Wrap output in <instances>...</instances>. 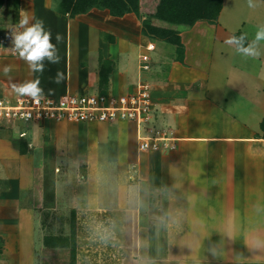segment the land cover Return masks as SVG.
<instances>
[{
	"label": "crops",
	"instance_id": "0c3cea01",
	"mask_svg": "<svg viewBox=\"0 0 264 264\" xmlns=\"http://www.w3.org/2000/svg\"><path fill=\"white\" fill-rule=\"evenodd\" d=\"M50 3L19 0L16 19L27 14L30 23L32 17L43 20L60 62L45 59L40 73L19 58L12 77L10 57L0 51V95H10L13 85L37 78L42 95L96 88L122 92L120 68H125L128 55L123 54L125 48H114L122 36L102 32L100 27L129 16L138 18L133 13L112 17L96 8L71 18L60 15ZM200 22L187 27V32L173 28L184 46L180 60L174 45L170 58L159 51L150 64L148 56L142 61L146 54L139 55L147 68L137 74L136 82L149 85L156 127L173 137L172 150H140L136 124L131 121L109 122L116 123L110 131L97 122H43L18 127L16 132L0 122V264L40 262L36 249L44 253L47 247L41 230L52 217L67 214L75 220V264H132L128 250L134 237L146 242L143 254L157 264H264V137L260 129L264 58L247 56V63L240 64L223 58L201 75L199 64L187 62L186 41ZM90 28L95 29L94 36ZM133 37L153 44L148 51L155 50L154 42L167 43L150 40L141 33V26ZM212 42L219 41L213 38ZM90 52L96 54L90 57ZM57 71L62 74L59 84L52 79ZM24 130L25 135L19 136ZM21 144L25 153L19 152ZM94 177L103 178V183L98 185ZM132 186L141 190L143 207L129 221L121 189ZM98 196L103 211L97 210ZM176 212L181 216L180 228L157 233L155 218ZM94 221L115 222L125 251L94 242L87 228ZM218 232L220 240H216ZM224 239L230 248L226 259ZM257 240L262 242L259 247Z\"/></svg>",
	"mask_w": 264,
	"mask_h": 264
},
{
	"label": "rangeland",
	"instance_id": "374dc122",
	"mask_svg": "<svg viewBox=\"0 0 264 264\" xmlns=\"http://www.w3.org/2000/svg\"><path fill=\"white\" fill-rule=\"evenodd\" d=\"M59 0H51V7L55 8L57 6ZM251 3L253 6H249V0H224L223 3V12L221 13V18H219L220 23H217L218 26L221 25L222 27H219L216 29L214 25H217L215 23H208L207 21H201L198 28L195 30V34L191 36V39H188V59L187 62L190 64H199L200 73L202 75V72L205 74L208 72V70H212L216 63L223 62V58L231 60L232 62H238L240 63H247L248 57H243L244 55L239 53L238 51H235V45H228L225 43V40L230 36H238L237 34L234 35L236 32H240L241 36L243 35L245 37L244 42L246 41L248 44L252 43L255 39V34L257 30L264 26V1L263 0H251ZM14 10L10 3V9L7 10V8L3 7L0 12V34L2 35H10V38L12 37V33L18 30V19L14 16ZM134 16H129L123 21H117L116 23H108L103 25V28L100 27L101 25H98L102 32L106 31H113L116 34L122 36V40L116 41L114 48H125L124 49V56L128 55V60L126 63L125 68H120L121 73L123 74L122 78V84H121V91L122 92H128L129 89L128 86L132 85V88H135L136 83V76L138 73L143 74L145 73L144 70H141L139 68L140 66V59L139 55L146 54V56L149 57V60L147 63H151L155 60L156 54L160 51L163 52L166 57L170 58V55L174 53V46L169 43H160V42H154L155 50L148 51L145 49L146 46V39H142L140 42H136L135 36L138 34L141 24ZM102 23V22H101ZM158 23H164L162 21H158ZM168 25L169 27L176 28L179 31H185L187 32L189 28L181 26V25H170L167 23H164ZM62 26V25H60ZM124 26H127L130 31L129 33H124L125 28ZM52 28V27H51ZM48 28V29H51ZM216 29V30H215ZM59 30H61L59 28ZM90 30L93 33L94 36V28H90ZM216 31V34H215ZM187 33H184L185 37ZM125 38H124V37ZM195 36V37H194ZM240 37V36H239ZM198 42V45L196 44L195 39ZM213 38L216 39V41L219 42H212ZM132 39V40H131ZM86 41H88L86 39ZM129 43L126 44V43ZM243 42V43H244ZM187 43V42H186ZM213 44V46H212ZM12 42L10 41V50L3 51L1 54H4L5 56L10 59V76H14L15 68L17 62L21 61L19 57H17V54H14L12 51ZM212 47V48H211ZM256 48L260 53V57L264 58V40H261L257 42ZM212 49V50H211ZM126 51V52H125ZM222 51V52H220ZM90 57L92 55H95L96 53L90 52ZM223 54V55H219ZM5 60V59H3ZM254 60V59H253ZM250 63V61H249ZM7 64L2 63V66H6ZM120 65H122L120 63ZM91 67V65H90ZM124 68V69H123ZM199 72V71H198ZM128 89H126V88ZM103 90H107L103 89ZM14 91V90H13ZM71 92H84L82 90H70ZM87 92H97L102 91L100 88L96 89H88ZM12 94H17L15 91ZM43 94V93H42ZM11 95V94H10ZM156 119H151V124L156 126ZM2 122V121H0ZM49 122V121H45ZM8 126H10V129H13L15 132L18 130V126L16 123H10L7 122ZM6 123V124H7ZM41 124V123H38ZM116 124V123H115ZM114 123L109 122H100L98 123L99 127L104 126V128H108V130H113L115 126ZM135 124V123H134ZM20 128V127H19ZM143 133V132H142ZM11 139V137H10ZM62 171V170H61ZM62 172H59V176ZM70 214L67 215H58L52 217L50 219L49 224L41 230V237L46 235H63V236H69L70 234ZM218 237L216 240H220L221 233L218 232L216 234ZM40 237V236H39ZM37 241V240H36ZM224 246L222 255L224 259L227 255H229V247H226L228 244L227 242L223 241ZM217 250H220V248H217ZM76 251V250H75ZM219 253V252H218ZM231 254V252H230ZM40 255L41 261H36V264H69V255L70 251L69 248H49L46 247L44 253H41L36 249V256ZM232 255V254H231ZM76 257V253H75ZM196 259H199V255L196 253L194 256ZM192 257V259L194 258ZM43 260V262H42ZM228 261V260H227ZM193 263V262H192ZM230 264L231 262L228 261ZM224 263V264H228ZM197 264V263H195ZM232 264H249L247 262L242 263H235L232 262Z\"/></svg>",
	"mask_w": 264,
	"mask_h": 264
},
{
	"label": "built area",
	"instance_id": "2783aa9c",
	"mask_svg": "<svg viewBox=\"0 0 264 264\" xmlns=\"http://www.w3.org/2000/svg\"><path fill=\"white\" fill-rule=\"evenodd\" d=\"M10 35L0 34V51L10 50ZM153 44L146 45L147 50ZM142 61L147 59L141 56ZM140 69H146L141 64ZM153 103L147 83L137 81L128 92L110 91L70 92L59 95H41L37 99L19 94L0 95V121L16 123L18 127L45 121L57 122H117L136 124L140 150L167 151L174 148L173 137L152 125ZM143 132V133H142ZM25 130L19 136H24Z\"/></svg>",
	"mask_w": 264,
	"mask_h": 264
},
{
	"label": "clouds",
	"instance_id": "9594fccd",
	"mask_svg": "<svg viewBox=\"0 0 264 264\" xmlns=\"http://www.w3.org/2000/svg\"><path fill=\"white\" fill-rule=\"evenodd\" d=\"M249 6H253L251 0H249ZM34 22L30 23V18L27 14H22L19 23L18 30L12 33V51L17 54L19 58L26 61L33 72L43 73L44 61L47 59L50 63L58 64L60 62V56L56 45L52 42V33L50 30H45L44 21L41 19L31 18ZM59 42L61 37L59 34L55 37ZM245 37L230 36L225 40L228 45H235L236 50L245 55L251 57H258L260 55L256 48L257 42L264 40V26H261L256 34L252 43L244 46ZM9 68H5L4 72L7 74ZM53 79V82L59 84L62 79V74L57 71V74ZM40 80L37 78L32 81H27L19 85H13L14 91L22 96H29L33 99H37L42 95V89L39 86ZM51 91V90H50ZM94 181L99 185L103 183V178L94 177ZM141 190L136 187H123L121 189L122 199L126 202V215L129 221H132L136 212L143 207V200L141 198ZM101 197H97V210L103 211V207L100 206ZM181 225V216L176 213H165L155 218V227L157 233L161 229H179ZM88 232L94 242H98L104 246H111L118 251H125L123 244L117 238L118 226L115 222L105 223L103 221H94L91 225L87 226ZM262 242L257 240L256 247H259ZM147 247L146 242L139 238L134 237L131 243V248L128 250L132 264H157L154 258L145 256L143 250ZM215 255V252H213Z\"/></svg>",
	"mask_w": 264,
	"mask_h": 264
},
{
	"label": "trees",
	"instance_id": "16d2710c",
	"mask_svg": "<svg viewBox=\"0 0 264 264\" xmlns=\"http://www.w3.org/2000/svg\"><path fill=\"white\" fill-rule=\"evenodd\" d=\"M264 1V0H263ZM223 0H59L55 11L60 15L75 17L85 14L93 8L107 10L112 17H122L133 13L140 19L141 33L150 40H162L175 46L177 58L180 60L184 46L179 32L168 26H162L158 21L170 25L190 27L197 21L215 23L222 8ZM11 6L14 16L18 17L19 0H0V12L3 7ZM241 36L240 32L234 35ZM112 37V35H111ZM101 79L105 74L100 72ZM260 129L264 137V115L260 122ZM23 144V142H21ZM19 145V152L25 153L24 145ZM44 245L50 248H69V264H75V220L70 217V234L46 235Z\"/></svg>",
	"mask_w": 264,
	"mask_h": 264
}]
</instances>
